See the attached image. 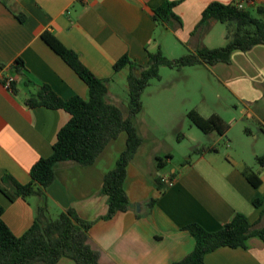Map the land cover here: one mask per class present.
I'll return each mask as SVG.
<instances>
[{"label": "crops", "instance_id": "0c3cea01", "mask_svg": "<svg viewBox=\"0 0 264 264\" xmlns=\"http://www.w3.org/2000/svg\"><path fill=\"white\" fill-rule=\"evenodd\" d=\"M164 1L8 0L4 5L0 0V180L9 175L20 184L29 183L30 168L39 158L51 155L59 128L70 119L62 109L26 106L24 100L34 87L48 85L64 101L87 96L84 81L43 41V32L51 33L76 53L97 78L109 81L108 100L119 106L126 117V105L110 91L111 83L117 78L125 81L128 73L127 68L116 73L113 70L114 63L123 55L145 66L148 53L165 47L177 53L193 52L199 46L219 48L226 44V34L214 33L218 22H211L203 36L192 34L209 4L245 2L246 9L256 15L259 7L264 8V0H182L173 9L181 24L176 20L158 24L152 19V11ZM19 14L24 15L23 22L17 19ZM18 58L24 64L23 77L12 68ZM188 67L202 68L193 70L205 71L222 93L234 98L235 103L231 104L238 116L230 115L215 102L193 106L189 95L182 91L145 93V89L141 95L142 110L133 119L142 143L126 168L123 184L131 205L129 210L104 219L107 198L100 194L104 175L114 168L126 147L125 132L111 140L90 165L60 164L53 183L46 189V203L52 215L71 208L80 218L91 222L87 245L97 253L99 264L179 261L195 245L192 236L182 229L189 224L214 232L235 214H241L249 224L264 226V201L259 207L253 203L264 194V170L260 166L255 170L261 179L257 188L243 176V169L249 166L246 160L223 158L220 152L191 153L181 168L166 169L171 154L159 143L161 139L156 133L160 126L174 127L175 114L179 119L187 118V111L194 108L205 118L216 114L231 124L245 121L258 131L255 139L260 134L264 136V44L245 52L233 51L228 63ZM8 78L15 82V93L4 86ZM204 78L199 75L196 79ZM25 79L30 81L28 86L24 85ZM189 79L186 77V82ZM216 98H220L219 94ZM224 138L226 134L214 139ZM247 140L242 139L248 144ZM199 141L196 146H206ZM260 154L264 155V151L252 153ZM161 155L167 158L159 167L157 159H163ZM157 177L167 186L163 191L155 186ZM150 199H155V203L148 207L146 202ZM41 203L36 197L10 201L0 192L2 219L15 236H21L31 226L34 207ZM203 260L204 264H264V241L250 237L245 248L220 247L205 254ZM57 264L73 262L61 259Z\"/></svg>", "mask_w": 264, "mask_h": 264}, {"label": "trees", "instance_id": "16d2710c", "mask_svg": "<svg viewBox=\"0 0 264 264\" xmlns=\"http://www.w3.org/2000/svg\"><path fill=\"white\" fill-rule=\"evenodd\" d=\"M8 0H1L6 5ZM182 0H165L152 11V19L158 24H167L171 20L180 19L173 9ZM238 3L221 4L213 2L202 12L201 19L196 25L193 35L203 36L211 22H218L226 26V44L219 48L208 49L199 46L193 52H188L178 58L169 59L161 50L148 53V62L142 66L123 55L114 65V72L123 68L128 69L125 78L127 87V116L124 117L119 106L108 100V80L97 78L79 60L76 53L66 48L56 37L45 31L41 34L43 41L57 53L69 67L84 81L87 86L85 98L73 96L62 100L48 85L34 87L24 104L30 108L45 107L48 109H62L70 115L66 124L59 128L52 145L49 157L39 158L30 168V181L20 184L9 175L0 180V192L10 201L17 198L27 199L36 197L41 204L34 207V218L31 226L21 235L15 236L2 219L4 213L0 205V264H57L61 259H68L73 264H99L98 256L87 245V234L91 222L80 218L73 209L60 211L52 215L46 203V189L55 179L56 168L71 162L80 166L92 164L105 146L119 133L127 134L126 147L116 160L112 170L103 178L100 191L107 198V210L104 219L111 218L117 212H124L131 208L125 194L123 184L126 178V168L133 160L142 143L133 119L142 110L141 95L152 80H159V69L167 67L180 70L181 68L198 64L214 65L228 63L233 51H248L253 46L264 44V8H258L256 14L244 8H238ZM23 22L24 15H17ZM14 73L23 77L24 64L16 59L12 65ZM30 81L24 80L28 86ZM9 90L16 92L14 80ZM191 125L204 134L217 133L225 135L229 125L216 114L209 117L201 116L191 109L186 113ZM246 134H250L247 128ZM179 135L178 139H180ZM218 152L214 146L196 147L192 154ZM165 158L157 159L158 166H162ZM255 161L264 170V155H257ZM187 162L185 160L184 164ZM243 176L253 187L257 188L261 179L251 167L242 171ZM171 179L174 175L170 176ZM155 186L163 191L167 186L160 177L155 178ZM264 201V194L253 202L259 207ZM155 199L146 202L148 207L154 205ZM264 215V211H263ZM249 224L246 217L235 214L232 219L219 230L208 232L197 224H189L182 229L187 231L195 241L193 250L183 259L172 264H204L205 254L220 247L245 248L250 237H259L264 241V226Z\"/></svg>", "mask_w": 264, "mask_h": 264}, {"label": "rangeland", "instance_id": "374dc122", "mask_svg": "<svg viewBox=\"0 0 264 264\" xmlns=\"http://www.w3.org/2000/svg\"><path fill=\"white\" fill-rule=\"evenodd\" d=\"M216 27L217 28L214 30V33L216 32L217 34H220V36L222 33L226 34V26L224 24L218 23L216 24ZM160 31L161 30H159L157 33V37L159 36ZM170 37H172L170 38V41H173V36L170 35ZM160 50L162 54L169 59L173 58L169 57L168 54L177 56L176 58L187 54L186 51L185 53L173 52V50L168 47ZM193 69L202 68L188 67L184 70H177L161 67L159 69L160 79L152 80L150 85L146 88L145 93L157 92L159 90L169 91L171 93H179L182 91L183 93L185 92V95H189V99L191 101L190 104L193 106H200L204 102H207V104L215 102L217 103L216 105H220V107L228 110L230 115L235 114L238 116L237 113H235V105L231 104L235 103V101H233L234 98H228L226 93H222L221 91L223 90L220 88V86H218V84H214V82L209 79V76L205 71L201 72V70ZM199 75H204L205 80H197L196 78ZM186 77L190 78L188 82H186ZM110 91L112 94H114V98H117L120 103L126 105L127 89L124 80L117 78L111 83ZM217 94L220 96L218 99L216 98ZM179 95H181V93ZM236 105L238 108H241L240 103H237ZM174 118L176 120V123L173 125L174 127L160 126L159 129L156 130V133L161 139L159 143L166 147L168 152L171 154L170 163L166 165V169L171 167L176 169L181 168L185 162V159L191 155L193 148L203 146L195 145L199 140L201 144H205L206 146L215 144L214 147L217 148L218 152H220L223 158L232 156L236 160L243 159L248 162L249 167H251L254 172H256L255 170L259 169V166L255 161V157L257 155H252V153L255 151H264V140H262L264 139V136L263 134H260L262 136H260L259 139H255L258 131L253 126L247 125L245 121L236 120L233 124L226 122L229 125V129L226 132V138L223 140H218L222 135L214 132L213 136H208L202 133L195 126L191 125L186 117H180L179 119V116L175 114ZM245 128L249 129L250 134L245 133ZM179 135H181L180 139H178ZM213 137L218 139H214ZM242 139H248V144L245 142L243 143ZM241 145H246V147L243 148ZM161 156L164 158V155Z\"/></svg>", "mask_w": 264, "mask_h": 264}, {"label": "built area", "instance_id": "2783aa9c", "mask_svg": "<svg viewBox=\"0 0 264 264\" xmlns=\"http://www.w3.org/2000/svg\"><path fill=\"white\" fill-rule=\"evenodd\" d=\"M246 4H247V3H245V2H239V3L237 4V7L242 9V8L246 7ZM12 81H13V80H12L11 78L5 79V81H4V86H5L7 89H9L10 84H11Z\"/></svg>", "mask_w": 264, "mask_h": 264}, {"label": "water", "instance_id": "95a60500", "mask_svg": "<svg viewBox=\"0 0 264 264\" xmlns=\"http://www.w3.org/2000/svg\"><path fill=\"white\" fill-rule=\"evenodd\" d=\"M135 208H136V211H138L139 210V205L138 204L135 205ZM137 208H138V210H137Z\"/></svg>", "mask_w": 264, "mask_h": 264}]
</instances>
